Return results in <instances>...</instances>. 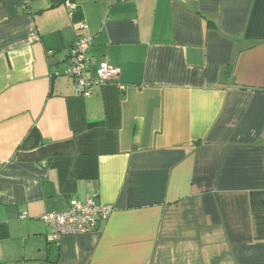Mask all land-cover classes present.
I'll return each mask as SVG.
<instances>
[{"label":"crops","instance_id":"obj_1","mask_svg":"<svg viewBox=\"0 0 264 264\" xmlns=\"http://www.w3.org/2000/svg\"><path fill=\"white\" fill-rule=\"evenodd\" d=\"M0 264H264V0H0Z\"/></svg>","mask_w":264,"mask_h":264},{"label":"built area","instance_id":"obj_2","mask_svg":"<svg viewBox=\"0 0 264 264\" xmlns=\"http://www.w3.org/2000/svg\"><path fill=\"white\" fill-rule=\"evenodd\" d=\"M76 27L78 34L71 48L72 62L66 72L81 85L82 94L90 96L95 93V86L116 78L119 71L108 61H104L95 69V77L88 76L90 71L88 51L93 36L89 33L85 21H79ZM113 210L114 206L111 204L75 200L64 211L45 213L42 220L49 226L48 241L50 244L59 245L62 237L67 234L90 233L101 223L106 222Z\"/></svg>","mask_w":264,"mask_h":264}]
</instances>
